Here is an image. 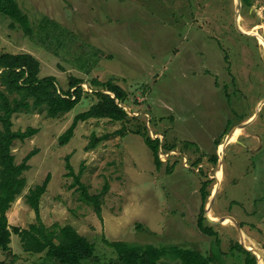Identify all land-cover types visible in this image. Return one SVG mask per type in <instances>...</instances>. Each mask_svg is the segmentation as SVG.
I'll return each mask as SVG.
<instances>
[{
    "label": "rangeland",
    "instance_id": "374dc122",
    "mask_svg": "<svg viewBox=\"0 0 264 264\" xmlns=\"http://www.w3.org/2000/svg\"><path fill=\"white\" fill-rule=\"evenodd\" d=\"M16 1L32 37L0 12V51L33 54L38 76H55L60 90L70 76L82 78L86 94L56 118L44 109L13 115V130L38 132L12 149L16 163L37 152L23 173L22 193L7 211L10 228L38 223L25 194L49 175L39 222L48 230L70 225L93 242L95 255L86 264H114V250L104 239L176 245L200 251L211 264H243L236 243L264 264V0L249 7L241 0ZM110 77L127 92L129 120L79 122L70 141L59 145L74 116L96 102L91 79ZM143 128L175 145L160 148L159 168L134 132ZM105 135L86 149L93 137ZM67 155L88 193L100 195V217L66 175ZM203 183L209 193L204 208L215 192L207 214L225 218L204 220L215 235L197 225ZM10 248L15 257L0 249V260L9 264H34L43 256L25 253L13 232ZM171 262L163 258L158 264Z\"/></svg>",
    "mask_w": 264,
    "mask_h": 264
},
{
    "label": "trees",
    "instance_id": "16d2710c",
    "mask_svg": "<svg viewBox=\"0 0 264 264\" xmlns=\"http://www.w3.org/2000/svg\"><path fill=\"white\" fill-rule=\"evenodd\" d=\"M241 2L245 7L252 4V0H241ZM0 12L12 18L24 34L32 37L29 18L20 9L16 0H0ZM13 25L12 23L10 26L13 27ZM39 70L40 62L31 53L0 51V249L15 257L10 248L13 232L20 237L25 253H43L42 258L34 264H86L95 255L93 242L79 234L70 225L48 230L39 222V201L47 190L50 181L49 175L40 184L30 187L25 194L26 202L34 210L38 223H33L29 228L24 229L16 226L10 228L8 224L7 211L11 203L22 193L26 185L23 173L29 169L28 160L37 152L36 149L31 150L20 163H16L12 149L17 141L23 142L38 132V129L34 127L13 130V115L44 109L48 117L56 118L71 111L86 94L82 88L84 81L82 78L70 76L68 87L65 90H60L57 87L55 76L48 75L40 78ZM90 85L94 88L96 102L90 105L87 110L74 116L69 127L58 137V144L61 146L70 141L79 122L91 118H105L112 121L129 120L128 113L124 108L127 92L115 82L114 77H110L106 81L93 78ZM134 132L142 137L152 152L155 165L159 168L162 165L159 158L160 148L170 151L175 145H166L158 137H150L146 128H143V131L136 130ZM104 138H107V135L101 138L93 137L86 149H93L97 142ZM184 145L188 147L191 144L184 142ZM210 160L215 164L217 156H211ZM65 161V167L68 169L66 175L73 176L72 186H77L79 198L91 204L96 215L100 217V195L88 193L87 186L80 181L81 174L74 172L69 155L65 157ZM166 171L170 172L171 167H166ZM200 193L202 206L197 225L203 233L215 235L216 232L212 230L211 226L204 224L205 217L202 212L209 194L205 183L202 184ZM104 242L114 250L115 257L112 259L114 264H158L163 258H169L172 261L165 264H211L212 262L211 257H206L198 250L176 245H136L125 241H108L106 239ZM235 247L243 252V264L257 263L255 256L249 250L236 243ZM0 264L9 263L0 260Z\"/></svg>",
    "mask_w": 264,
    "mask_h": 264
},
{
    "label": "water",
    "instance_id": "95a60500",
    "mask_svg": "<svg viewBox=\"0 0 264 264\" xmlns=\"http://www.w3.org/2000/svg\"><path fill=\"white\" fill-rule=\"evenodd\" d=\"M235 26H236V28L238 29V31H239V25L237 24V23H235ZM231 134V133H230ZM229 135V134H228ZM220 165V164H219ZM214 197H215V192H214V194H213V196H212V198H211V202L209 203V205H207L205 208H204V213H203V215H204V217H205V219L207 220V221H209V222H211V223H221L225 218L224 217H221V218H211V217H209L208 216V214H207V212L210 210V208H211V204H212V201H213V199H214ZM233 223H234V225H235V227L237 228V230H239L240 229V226L235 222V220L233 219V218H231V217H228ZM241 243H242V241H241ZM247 250H249L250 251V248H246Z\"/></svg>",
    "mask_w": 264,
    "mask_h": 264
},
{
    "label": "bare ground",
    "instance_id": "6f19581e",
    "mask_svg": "<svg viewBox=\"0 0 264 264\" xmlns=\"http://www.w3.org/2000/svg\"><path fill=\"white\" fill-rule=\"evenodd\" d=\"M209 216V215H208ZM210 217V216H209ZM212 218V217H211ZM214 219V218H213Z\"/></svg>",
    "mask_w": 264,
    "mask_h": 264
},
{
    "label": "built area",
    "instance_id": "2783aa9c",
    "mask_svg": "<svg viewBox=\"0 0 264 264\" xmlns=\"http://www.w3.org/2000/svg\"><path fill=\"white\" fill-rule=\"evenodd\" d=\"M163 155V154H162Z\"/></svg>",
    "mask_w": 264,
    "mask_h": 264
}]
</instances>
